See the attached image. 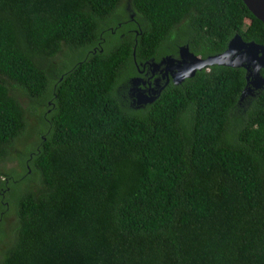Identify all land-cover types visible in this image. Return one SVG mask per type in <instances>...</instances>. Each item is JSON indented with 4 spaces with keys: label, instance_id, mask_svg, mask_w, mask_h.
<instances>
[{
    "label": "trees",
    "instance_id": "trees-1",
    "mask_svg": "<svg viewBox=\"0 0 264 264\" xmlns=\"http://www.w3.org/2000/svg\"><path fill=\"white\" fill-rule=\"evenodd\" d=\"M122 3L0 0V162L30 144L12 202L0 173V264H264V86L242 105L244 68L212 64L144 107L116 94L135 60L264 44V23L243 0Z\"/></svg>",
    "mask_w": 264,
    "mask_h": 264
},
{
    "label": "water",
    "instance_id": "water-1",
    "mask_svg": "<svg viewBox=\"0 0 264 264\" xmlns=\"http://www.w3.org/2000/svg\"><path fill=\"white\" fill-rule=\"evenodd\" d=\"M243 2L264 23V0H243ZM165 60L166 63L170 61L174 63L173 66L178 74L174 82H180L185 77L192 76L197 69L208 68L212 64H222L244 68L246 84L241 91L240 98L246 91L261 89L264 86V75L261 74V69L264 68V44L254 40H244L239 33H234L224 50L219 53L202 57L191 51L188 44L184 43L179 46L177 57L167 54ZM138 94L136 93V97ZM155 97L156 94L147 98L138 96L136 101L138 103L151 102Z\"/></svg>",
    "mask_w": 264,
    "mask_h": 264
},
{
    "label": "rangeland",
    "instance_id": "rangeland-1",
    "mask_svg": "<svg viewBox=\"0 0 264 264\" xmlns=\"http://www.w3.org/2000/svg\"><path fill=\"white\" fill-rule=\"evenodd\" d=\"M122 2H123L122 3L123 8L126 9L129 13L130 6L128 4V0H122ZM115 22H116V19H113L112 23L114 24ZM245 22H247V19H245ZM112 23L109 22L107 26L113 25ZM115 39L116 37H112L113 41ZM111 43H108V44H111ZM164 50H165V47L163 51ZM178 50H179V47L177 48V52H176L177 55H178ZM165 55L167 54H163L162 58L159 61L160 70L163 71V74H165L164 69L167 70L168 75L171 77V79L175 80L176 76L178 75L176 74L177 71H175L176 68L173 66L174 64L173 61L166 63ZM168 55L177 57L176 54L175 55L168 54ZM59 57H62L61 53L59 54ZM166 64H167V68L165 67ZM139 79H140L139 77L129 78L124 83H122L118 88H116V94L124 104L132 106V107L135 106V102H136L135 93L138 92V90L142 88V85ZM258 90L259 89H250L246 91L245 94L239 99V101H241V104L243 105L247 99H250L251 97H253L256 94V92H258ZM155 94H156V89H152V94L150 95H155ZM20 98H21V101L25 105H30L32 103V100L27 97H24L21 95ZM236 111L238 112L239 109H236ZM39 114H40L39 109L36 112H30L28 114V121H29L30 127L33 125H37L39 123L38 122ZM37 140H38V135H35V134H32L29 138H27L28 142L33 143L32 145H34L37 142ZM29 146L30 144L26 143L24 138H21V140L17 142L16 145L14 146L15 154L13 152L10 158H8L5 161L0 162V173L1 174H5L6 172H8V170L13 171L14 178L12 180L14 182H10V184L13 185V190L10 193L11 202L12 200L16 198L17 195L21 194L30 185V183H28L26 180L20 179V177L23 176V167L25 166L23 155L26 153H23V151L25 152V150H27ZM18 153L19 155H16ZM31 176H32V173H29V177ZM4 215H5L3 217L4 224H2V226L0 227V249H2L4 240L6 239V235H8L7 232L9 229V224L13 223L16 220L15 208L13 206L7 205Z\"/></svg>",
    "mask_w": 264,
    "mask_h": 264
},
{
    "label": "flooded vegetation",
    "instance_id": "flooded-vegetation-1",
    "mask_svg": "<svg viewBox=\"0 0 264 264\" xmlns=\"http://www.w3.org/2000/svg\"><path fill=\"white\" fill-rule=\"evenodd\" d=\"M163 55H159L158 58H147L144 60H135V66H136V74L130 76L132 77H139V81L142 85V88L136 92L138 96H143V98H147L150 94H152V89H156V96L160 93V90L165 86L166 83H168L171 79V77L168 75V71L164 69L165 74H163V71L160 70V59ZM167 65H165L166 67ZM128 78V79H129ZM124 83V82H123ZM121 85V84H120ZM119 85V86H120ZM118 86V87H119ZM117 87V88H118ZM135 93V98L136 97ZM155 99V98H154ZM153 99V100H154ZM152 102V101H151ZM150 103L149 101L145 103H138L135 102L136 108L144 107L146 104Z\"/></svg>",
    "mask_w": 264,
    "mask_h": 264
}]
</instances>
